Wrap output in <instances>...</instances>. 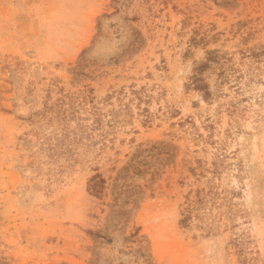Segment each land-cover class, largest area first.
Masks as SVG:
<instances>
[{"label": "rangeland", "instance_id": "1", "mask_svg": "<svg viewBox=\"0 0 264 264\" xmlns=\"http://www.w3.org/2000/svg\"><path fill=\"white\" fill-rule=\"evenodd\" d=\"M0 264H264V0H0Z\"/></svg>", "mask_w": 264, "mask_h": 264}, {"label": "trees", "instance_id": "2", "mask_svg": "<svg viewBox=\"0 0 264 264\" xmlns=\"http://www.w3.org/2000/svg\"><path fill=\"white\" fill-rule=\"evenodd\" d=\"M217 57L218 55L216 53L208 52L205 61L200 62L194 67V72L190 77L189 84L192 85L194 89L199 90L206 99L209 98L210 92L207 89L202 74L207 69L211 68L213 63H218ZM68 132L70 131L64 130L61 135L65 138L68 135ZM47 150L49 151V154H52L54 148L48 146ZM212 173L215 174L217 171L212 170ZM224 201L225 196H221L220 192H218L214 186H210L207 190H197L193 198H187L186 202L180 205V218L178 222L185 227L192 221L196 220L208 233L216 232L218 231L219 221L215 220L217 216L214 210L217 209L219 215H221L220 209L222 205H224ZM236 244L240 243L237 242Z\"/></svg>", "mask_w": 264, "mask_h": 264}]
</instances>
